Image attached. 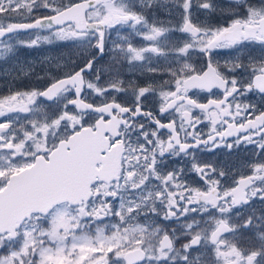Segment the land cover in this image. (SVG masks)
Segmentation results:
<instances>
[{
  "label": "snow or ice",
  "instance_id": "obj_1",
  "mask_svg": "<svg viewBox=\"0 0 264 264\" xmlns=\"http://www.w3.org/2000/svg\"><path fill=\"white\" fill-rule=\"evenodd\" d=\"M0 75V264H264V0H0Z\"/></svg>",
  "mask_w": 264,
  "mask_h": 264
},
{
  "label": "flooded vegetation",
  "instance_id": "obj_2",
  "mask_svg": "<svg viewBox=\"0 0 264 264\" xmlns=\"http://www.w3.org/2000/svg\"><path fill=\"white\" fill-rule=\"evenodd\" d=\"M259 0H253V3H257ZM114 31V30H113ZM129 30L125 29L122 34L127 35ZM113 39H117V37L113 36ZM132 43L135 46H140L143 44H147V41L142 40L140 37H133ZM66 50H73L72 48H66ZM78 51H72L65 54L64 58L67 59L69 56H71L73 59H76L78 56ZM37 50L36 49H25L21 52V60H30L35 61L37 63ZM106 59V58H101ZM122 76L127 79H138L142 80L144 77L139 76V74H136L135 76L131 75L127 71V65L124 66V69L122 70ZM43 80H36L35 78H22L20 80L10 81L8 77L0 75V96H5L9 93V90H20V91H26L30 90L32 88L37 87H43L45 84H43ZM200 98H203L204 96L208 95L207 93H199L198 94ZM249 98L252 100L253 103H259V100L257 97H253L252 94H249ZM148 108L155 107V102H150L147 105ZM198 131L203 130L204 133L208 132V129L205 128L204 124H200L198 126ZM198 159L202 161H207L213 164H218L222 167L227 166L231 169L238 170V174H247L249 169L247 167V161L255 159V157L252 156L250 152L241 151L239 154L235 153H226V151L223 148L216 149L213 152H198ZM170 166H172L170 162ZM189 183L202 187L203 185L197 184L196 180L194 178H189Z\"/></svg>",
  "mask_w": 264,
  "mask_h": 264
},
{
  "label": "rangeland",
  "instance_id": "obj_3",
  "mask_svg": "<svg viewBox=\"0 0 264 264\" xmlns=\"http://www.w3.org/2000/svg\"><path fill=\"white\" fill-rule=\"evenodd\" d=\"M67 2V0H66ZM222 2H226V0H222ZM261 2V0H259V2H257L256 4H259ZM52 47L55 46H49L46 45V49L42 51L41 56L38 57L37 59V65H40V62L46 57V56H65V54H67L69 52V50H66V48H61L58 49L57 51H51L50 49ZM258 47V46H257ZM61 52H64V54H61ZM258 54V53H257ZM36 59V58H35Z\"/></svg>",
  "mask_w": 264,
  "mask_h": 264
}]
</instances>
